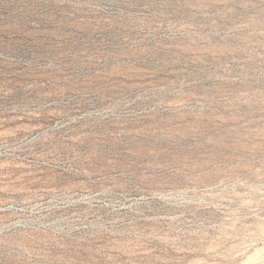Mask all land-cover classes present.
<instances>
[{
	"label": "rangeland",
	"instance_id": "obj_1",
	"mask_svg": "<svg viewBox=\"0 0 264 264\" xmlns=\"http://www.w3.org/2000/svg\"><path fill=\"white\" fill-rule=\"evenodd\" d=\"M0 264H264V0H0Z\"/></svg>",
	"mask_w": 264,
	"mask_h": 264
}]
</instances>
